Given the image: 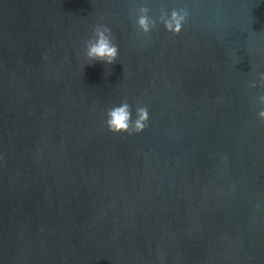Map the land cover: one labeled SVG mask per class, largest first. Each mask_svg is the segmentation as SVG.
Masks as SVG:
<instances>
[{"label":"water","instance_id":"95a60500","mask_svg":"<svg viewBox=\"0 0 264 264\" xmlns=\"http://www.w3.org/2000/svg\"><path fill=\"white\" fill-rule=\"evenodd\" d=\"M261 72L264 0H0V264H264ZM125 98L142 133L106 126Z\"/></svg>","mask_w":264,"mask_h":264},{"label":"clouds","instance_id":"9594fccd","mask_svg":"<svg viewBox=\"0 0 264 264\" xmlns=\"http://www.w3.org/2000/svg\"><path fill=\"white\" fill-rule=\"evenodd\" d=\"M150 11L148 6H138L130 10V15L135 17L138 34L149 36L157 28L159 22L173 36L179 35L190 15L187 8L173 9L170 15L161 8L159 17L153 19L149 15ZM84 49V55L89 61L88 64L103 62L106 65H112L119 56V47L115 43L112 30L103 23H97L94 26L92 36L84 42ZM257 80L259 86L264 88V72L257 73L249 87H257ZM258 103L262 106L258 112V118L261 123H264V94L259 95ZM148 120V108L143 105L136 107V118L133 120L132 106L128 103L127 98L119 106H113L106 110L105 123L108 130L113 134L127 133L130 136L142 133L148 126Z\"/></svg>","mask_w":264,"mask_h":264}]
</instances>
